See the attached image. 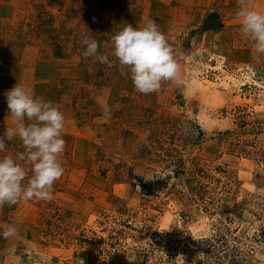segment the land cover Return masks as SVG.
<instances>
[{
  "label": "rangeland",
  "instance_id": "rangeland-1",
  "mask_svg": "<svg viewBox=\"0 0 264 264\" xmlns=\"http://www.w3.org/2000/svg\"><path fill=\"white\" fill-rule=\"evenodd\" d=\"M247 6L264 12V0ZM238 11V0H0V134L17 83L66 117L53 198L0 208V264H264V53ZM212 13L220 31L203 29ZM148 19L181 79L144 95L111 37ZM85 28L113 67L82 55ZM25 151L17 136L0 157ZM8 225L16 236L3 237Z\"/></svg>",
  "mask_w": 264,
  "mask_h": 264
},
{
  "label": "clouds",
  "instance_id": "clouds-1",
  "mask_svg": "<svg viewBox=\"0 0 264 264\" xmlns=\"http://www.w3.org/2000/svg\"><path fill=\"white\" fill-rule=\"evenodd\" d=\"M247 5L248 0H238L237 16L241 20V31L258 52L264 53V12ZM91 36L85 28L82 43L86 49L82 55L113 67L116 61L110 60L108 54H101L100 43ZM111 43V55L119 62L121 75L130 76L138 93L148 95L157 92L162 82L181 79L176 53L154 20L148 19L138 27L125 24L112 35ZM4 95L9 110L7 118L12 120L13 126L6 127L0 134V152H5L7 142L17 136L26 151L18 157H0V208L20 201H50L55 182L65 172L62 154L66 150V141L62 133L66 117L59 105L37 97L31 87L23 84L17 83ZM100 107L106 116L110 115L107 103ZM18 161H26L29 169L26 170ZM17 234L15 225H8L2 232L5 238Z\"/></svg>",
  "mask_w": 264,
  "mask_h": 264
},
{
  "label": "trees",
  "instance_id": "trees-1",
  "mask_svg": "<svg viewBox=\"0 0 264 264\" xmlns=\"http://www.w3.org/2000/svg\"><path fill=\"white\" fill-rule=\"evenodd\" d=\"M217 18V20H215ZM222 28V21L219 19L217 13L209 14L204 21L203 29L206 31H220Z\"/></svg>",
  "mask_w": 264,
  "mask_h": 264
}]
</instances>
